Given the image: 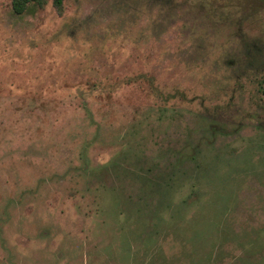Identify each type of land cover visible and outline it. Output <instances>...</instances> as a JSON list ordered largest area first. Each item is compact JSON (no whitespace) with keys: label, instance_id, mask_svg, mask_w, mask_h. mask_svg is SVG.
<instances>
[{"label":"rangeland","instance_id":"rangeland-1","mask_svg":"<svg viewBox=\"0 0 264 264\" xmlns=\"http://www.w3.org/2000/svg\"><path fill=\"white\" fill-rule=\"evenodd\" d=\"M0 0V264H264V0Z\"/></svg>","mask_w":264,"mask_h":264},{"label":"trees","instance_id":"trees-1","mask_svg":"<svg viewBox=\"0 0 264 264\" xmlns=\"http://www.w3.org/2000/svg\"><path fill=\"white\" fill-rule=\"evenodd\" d=\"M34 1L38 0H12V10L15 14H22L27 9V6Z\"/></svg>","mask_w":264,"mask_h":264}]
</instances>
